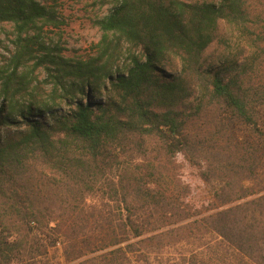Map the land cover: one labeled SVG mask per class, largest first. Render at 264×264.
I'll return each instance as SVG.
<instances>
[{
    "label": "trees",
    "instance_id": "trees-1",
    "mask_svg": "<svg viewBox=\"0 0 264 264\" xmlns=\"http://www.w3.org/2000/svg\"><path fill=\"white\" fill-rule=\"evenodd\" d=\"M55 16L0 0V264H264V0H115L80 59Z\"/></svg>",
    "mask_w": 264,
    "mask_h": 264
},
{
    "label": "rangeland",
    "instance_id": "rangeland-1",
    "mask_svg": "<svg viewBox=\"0 0 264 264\" xmlns=\"http://www.w3.org/2000/svg\"><path fill=\"white\" fill-rule=\"evenodd\" d=\"M39 3L48 5L55 13V23L43 28L42 37L51 45L62 48V54L72 59L87 58L94 55L93 45L98 42L101 31L97 20L105 16L114 5L115 0H37ZM192 3L217 2L218 0H186ZM221 31L225 33V27L220 25ZM12 26L9 23L0 24V65L5 63L4 58L9 55L7 48H13ZM222 44L214 42L207 50L205 56L207 62L216 60L222 53ZM171 71L176 66H168ZM44 73H40L42 79ZM47 89V88H46ZM191 182L196 185V191L206 196V190L198 176L192 171ZM203 196V197H204ZM50 255L53 264L66 263L60 245L51 248Z\"/></svg>",
    "mask_w": 264,
    "mask_h": 264
}]
</instances>
